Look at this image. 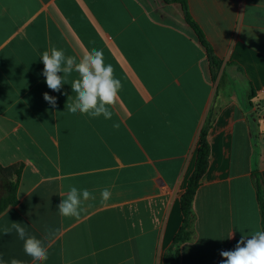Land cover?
Here are the masks:
<instances>
[{"label":"crops","instance_id":"crops-1","mask_svg":"<svg viewBox=\"0 0 264 264\" xmlns=\"http://www.w3.org/2000/svg\"><path fill=\"white\" fill-rule=\"evenodd\" d=\"M185 1L221 61L217 76L179 3L0 0V172L21 167L19 178L0 174V198L16 186L0 214L4 264H33L15 230L2 233L11 223L45 241V264H163L210 115L180 264H220L221 251L264 230L254 176L264 181V0ZM51 47L78 58L103 50L122 83L111 119L67 110L75 72L60 92L47 87L41 54ZM70 186L96 197L79 218L58 212Z\"/></svg>","mask_w":264,"mask_h":264},{"label":"clouds","instance_id":"clouds-1","mask_svg":"<svg viewBox=\"0 0 264 264\" xmlns=\"http://www.w3.org/2000/svg\"><path fill=\"white\" fill-rule=\"evenodd\" d=\"M41 60L44 65L42 75L45 77L47 87L53 92L61 91L66 77L73 72L78 74V78L71 83L72 91L76 94L75 99L66 104L70 113H79L89 118L101 116L105 119L112 118L110 106L114 105L122 83L115 77L113 66L105 63L102 49L92 48L78 58L75 55H66L63 49L51 47L43 51ZM43 98L53 108L56 107L55 96L45 92ZM113 126L119 127L118 124ZM100 195L101 200L106 202L111 197V191L104 188L100 191ZM61 196L58 212L62 217L68 218H79L82 205L96 199L94 193L88 189H79L76 186H70L66 193H61ZM12 230H15L18 238L23 241V250L33 264H45L48 259V247L45 241L29 235L21 223H11V227L4 228L2 233L7 235ZM229 238H233L232 234ZM220 256L223 258L220 264H264V230L255 231L251 235H242L233 250H223ZM0 264H4L2 258ZM10 264H24V262L12 258Z\"/></svg>","mask_w":264,"mask_h":264},{"label":"trees","instance_id":"trees-1","mask_svg":"<svg viewBox=\"0 0 264 264\" xmlns=\"http://www.w3.org/2000/svg\"><path fill=\"white\" fill-rule=\"evenodd\" d=\"M165 2H175L181 4L182 10L185 14L186 23L191 27L196 40L200 46L206 52L208 61L210 63L211 72H218L221 66V61L213 54V50L209 43L207 42L204 33L199 28V26L191 19L188 14V7L185 0H164ZM214 75V74H213ZM212 115L207 119L206 124L203 126L199 135V147L197 151L196 163L194 170L191 176L187 180V185L184 193L180 197V208L183 215L182 224L174 236L170 247L164 254L163 264H180V253L179 246L190 240L192 224L194 220V214L192 211V203L196 191L200 185L201 177L207 170L208 166V155H209V145L207 141V134L211 127ZM21 167H7L2 168L0 174L5 177L12 176L15 174L19 178ZM256 180V189H257V200L260 206V211L262 215V229H264V181L259 173L254 172ZM15 184L9 183L7 186V196L0 198V214L10 205L16 203L15 195Z\"/></svg>","mask_w":264,"mask_h":264},{"label":"rangeland","instance_id":"rangeland-1","mask_svg":"<svg viewBox=\"0 0 264 264\" xmlns=\"http://www.w3.org/2000/svg\"><path fill=\"white\" fill-rule=\"evenodd\" d=\"M217 73H218V72H215V71H214V72H211V74H212L213 77H214V76H217ZM213 74H214V75H213ZM206 122H207V121H206ZM205 124H206V123H205Z\"/></svg>","mask_w":264,"mask_h":264}]
</instances>
